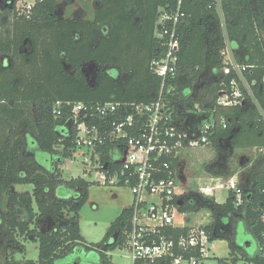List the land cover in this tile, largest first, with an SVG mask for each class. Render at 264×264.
I'll return each instance as SVG.
<instances>
[{
	"label": "trees",
	"instance_id": "16d2710c",
	"mask_svg": "<svg viewBox=\"0 0 264 264\" xmlns=\"http://www.w3.org/2000/svg\"><path fill=\"white\" fill-rule=\"evenodd\" d=\"M98 1L100 7L94 19L79 21L52 18L57 0H43L21 16L15 7L6 3L7 0H0V14H12L7 31L0 24V57L11 58V65L3 68L0 64V112L4 113L1 121L4 125H18L6 138H0V199L5 197L10 204L5 216L7 239L15 241L18 234L40 243L38 262L12 260L6 264H113L109 253L124 248L130 230L132 213L129 208L110 225L100 242L88 243L83 237L80 212L89 199L90 183L81 177L63 179L59 166L70 158L75 132L66 121L71 109L62 107L61 117H56L53 108L57 102L90 105L151 102L161 87V79L153 73L151 64L162 55L166 41L156 37L157 20L162 9L176 10L178 0ZM209 5V0H184L182 5L185 18L177 30L181 47L178 81L172 85L177 102L174 117L183 123L191 114L189 109L196 104L212 107L214 96L221 88L229 89L233 77L222 81L224 85L222 82L206 83L203 86L208 97L206 104L205 99L181 95L180 79L200 83L205 71L212 70L219 76L223 66V32L216 10ZM221 5L235 58L241 64L255 66L253 75L247 78L249 82L256 81L253 89L264 111V0H221ZM105 25L109 30L102 37L100 31ZM23 45L30 46L33 51L29 59L21 54ZM91 63L97 67H113L120 77L116 79L100 73L95 84L90 86L82 78L80 68ZM169 88L167 84L165 90ZM37 103L41 105V116L31 126L34 137L29 138L34 158L27 161L22 152L24 140L18 135L19 122L27 123L22 107ZM17 111L19 114H15ZM219 114L231 122L225 131L210 137L209 145L222 148L231 132L238 129L232 141L234 149H264V123L256 107L252 104L225 107ZM57 146L63 147L62 152L56 150ZM27 162L33 164V170L26 180L20 177L18 168ZM255 162L254 172L246 184L240 183L244 191L242 205L236 204L234 193L230 192L224 204L200 200L195 205L180 208L182 213L210 209L214 222L203 229L211 243L217 240L214 235L217 218L225 216L235 217L256 237L259 250L255 255L229 243L231 262L219 259L218 264H236L240 260L246 264H264V157L260 155ZM20 184H32L33 193L13 192L12 187ZM20 210L27 212L32 221L19 216ZM63 217L65 222H61ZM30 223L34 224L33 230L29 229ZM43 223L51 227L42 231ZM169 232L179 238L189 231L188 228H173ZM115 236L117 241L111 244ZM14 252H19V248ZM193 255L199 256V251Z\"/></svg>",
	"mask_w": 264,
	"mask_h": 264
},
{
	"label": "built area",
	"instance_id": "2783aa9c",
	"mask_svg": "<svg viewBox=\"0 0 264 264\" xmlns=\"http://www.w3.org/2000/svg\"><path fill=\"white\" fill-rule=\"evenodd\" d=\"M183 1L178 0L176 10L162 9L157 20L156 37L166 41L162 55L151 64L153 73L161 79L160 90L151 102L98 105L57 102L53 108L56 117H61L62 107L71 109L66 121L70 122L75 139L69 157L79 155L82 158L85 177L93 175L96 184L127 187L131 191L132 214L124 248L133 264H200L208 258L211 242L203 227L178 224L180 220H186L179 206V201L187 196L180 175L182 151L207 146L211 136L228 128L231 120L219 114L225 107L252 104L264 123V111L253 89L257 83L249 82L247 78V75H253L255 66L241 64L235 58L221 0H209V7L218 14L225 42L218 82L233 75L229 89L221 88L217 92L212 107L196 104L189 109L200 120L193 124L198 126V137L188 134L185 123L174 117L177 102L172 84L178 81L181 47L177 30L185 18ZM40 2L43 0H17L16 6L25 15ZM167 84L170 88L165 90ZM60 148L62 152L63 147ZM259 153L264 157V149ZM83 179L87 181V178ZM221 180L218 179L220 183L216 188L229 189L234 193L236 204L242 205L244 191L239 177L233 176L222 183ZM173 228H188L189 232L176 238L169 232ZM197 250L199 256L193 255Z\"/></svg>",
	"mask_w": 264,
	"mask_h": 264
},
{
	"label": "rangeland",
	"instance_id": "374dc122",
	"mask_svg": "<svg viewBox=\"0 0 264 264\" xmlns=\"http://www.w3.org/2000/svg\"><path fill=\"white\" fill-rule=\"evenodd\" d=\"M95 5L96 0H57L55 19L82 18L88 20L93 16ZM9 10L11 12L14 11L12 8ZM15 11L18 14L22 13V11H18L17 7L15 8ZM1 15L2 14H0V16ZM11 15L5 13L0 17V24L5 31H7L12 22ZM65 68L66 70H70L68 67ZM96 68H99V70L103 69V67L89 66L88 70L95 72L94 70ZM87 79L90 80V78ZM187 82V79H180V83L182 84L180 87L183 88L188 84ZM204 82H206V78L204 79ZM205 84L203 83L202 86ZM194 95L196 100H203L205 95L204 87L203 89L201 87V90L197 89ZM22 108L26 111L27 124H29L28 128L31 129V126L33 127L40 119L41 105L39 103L30 104ZM1 110L2 109L0 108V111ZM19 112L20 111H17L15 114H19ZM2 115H4V113L2 114L0 112V138L4 136L6 138L9 135L10 130H12L17 123L4 125L1 121L3 120ZM19 125L21 126L20 123ZM26 129L27 128H24L23 125L22 134L28 132ZM224 148L227 150L225 174L211 173L209 167L217 163L220 156L225 152ZM56 150L61 152L60 146H57ZM259 157L260 153L258 150L234 149V147L230 146L227 141L222 144V148L220 149L212 145L187 148L182 151V162L180 165V175L183 176L185 186L183 187V191L185 192V189L187 188L190 191L197 192L199 189L202 190V188H204L202 193L206 195L207 199L218 204H224L229 197L230 191L225 188H216L220 183L218 182V179L222 178V183L234 175H239L240 182L246 184L247 179L251 173L254 172L253 169L256 166L255 160ZM82 161V158L77 155L74 158L66 159L59 167L65 179L71 180L81 177L87 178V181L90 183L89 199L80 212V227L82 235L88 243H98L105 237L110 225L121 215L123 210L130 209L132 204V194L127 187L102 186L95 183V177L93 175L85 177V170ZM206 189H210L207 194ZM14 190L20 193H33L34 186L32 184H20L16 185ZM194 194L196 195V193ZM204 201H206V199ZM9 205L7 198L3 197L0 199V215L3 216L4 221ZM182 215L186 220H180V222H178L180 225L186 224L187 226L199 228L211 225L214 222L212 213L208 208H202L199 212L182 213ZM65 220V217H63L61 222H65ZM55 221L58 224L60 223L59 220ZM52 222L54 223L53 220ZM52 222H50V224H52ZM239 243L243 244V248L247 250L249 255H255L259 250L257 243L247 240L245 225L243 223H241L239 227ZM18 248L19 252H17L15 256L16 260H21L23 262L24 260L32 262L39 261V241L31 239L30 237L22 238L20 239L19 245L14 247L16 250H18ZM209 249L208 258L203 260L200 264H218L219 259H228L229 263L231 262L230 247L227 240L217 239L209 244ZM7 253L8 257H10L9 254H12V251L8 252L4 246L1 247L0 243V264L4 263V257ZM109 255L112 258L113 264H133L126 248L116 249L109 253ZM236 264L246 263L245 261L240 260Z\"/></svg>",
	"mask_w": 264,
	"mask_h": 264
},
{
	"label": "flooded vegetation",
	"instance_id": "af4514ba",
	"mask_svg": "<svg viewBox=\"0 0 264 264\" xmlns=\"http://www.w3.org/2000/svg\"><path fill=\"white\" fill-rule=\"evenodd\" d=\"M6 3L7 4L10 3V1L8 0ZM11 7H15V8L17 7L15 2L11 3ZM99 7H100V2L98 0H96V5H95V10H94L93 16H92V18H90L88 20H93L94 19L95 14H96V12H97ZM19 15H24V14L21 13ZM52 18L55 19V13L52 16ZM75 19L79 20V21L86 20V19H82V18H75ZM108 30H109L108 26H106V25L103 26L102 30L100 31V36L104 37V35H106L108 33ZM21 49H22L21 50V54L23 56H25V58L29 59V56H31V54L33 53L31 47L27 46V45H23L21 47ZM0 64H1V67H3V68L7 67L8 65H11V58L9 56H7V55L1 56L0 57ZM89 66L97 67L94 63H91V64L81 65L80 69H81V73L83 74L82 78L90 86H93L95 84V82L98 79L100 73H105L106 75H110L112 77H115L116 79H117V77L118 78L120 77L118 70L113 68V67L107 66V67H103V69H101V70H99V68H96L94 70L95 72H91V71L88 70ZM91 77H92V79H91ZM87 78H90V80H88ZM204 84H205V82H204ZM186 85H188V84H186ZM193 88L194 89L188 87L186 89H183L181 91V95L182 96H186V95L193 96L195 94V91H197V89H199L198 87H193ZM202 88H203V86H202ZM19 123L21 124V126L19 125L18 135H19L20 138H22L24 140V147L22 148V150H23L22 152H23L24 156H26L25 159L27 161H30V160H32L34 158V153L30 149L29 138L33 139L34 134L28 128L29 127L28 124L24 123L23 120H21ZM23 125H24V128L25 127L27 128L26 131H28L27 133H23L24 135L22 134ZM193 127L198 128L197 125H193ZM224 151H225L224 154L220 156V158L218 159L217 163H215V164H213L212 166L209 167L211 173L213 172L215 174L216 173L225 174V172H226L227 150H225V148H224ZM32 165H33L32 163L30 164V163L27 162V164L24 163V164H21L19 166L18 173H19L21 178L27 180L31 176L32 170H33L32 169V167H33ZM14 187H12V191L13 192H17V191L14 190ZM18 193H20V192H18ZM44 195H45V197L49 196L47 192H45ZM200 200H204V198H201L198 195L196 196L194 194H189L183 199V202H184V206L185 205H195L198 202H200ZM19 216H24L25 218H29V220L32 221V219L29 217V214L27 212L22 211V210H20V215ZM217 222H218V220H217ZM219 223H220L221 226L227 225L225 227V230L223 231V233H225L229 237V239H230L229 243H233V244H235L238 247H243V244L239 243V227H240L239 220H237L233 216H225V217L219 219ZM46 227H47V224L43 223V224H41L40 229L42 231H44V228H46ZM50 227H51V225H49L47 228H50ZM29 229L33 230L34 229V224L30 223ZM245 232H246V235H247V240H250V242L257 243L256 237H254L251 234L250 229L246 225H245ZM7 234H8V228H7L6 220L4 221L3 216L0 215V243H1V247L4 246V248L6 250H8V252L12 251V254H9L10 257H8V253L6 254V256L4 257V263L3 264H6V261H12V260L21 261V260H16L15 259V256H16L17 253L14 252L16 250V249H14V247L16 245H18L16 243V241L20 242V239H22L23 237H20L17 234L15 241L11 240V239L8 240L7 239Z\"/></svg>",
	"mask_w": 264,
	"mask_h": 264
},
{
	"label": "water",
	"instance_id": "95a60500",
	"mask_svg": "<svg viewBox=\"0 0 264 264\" xmlns=\"http://www.w3.org/2000/svg\"><path fill=\"white\" fill-rule=\"evenodd\" d=\"M8 1V0H7ZM11 1H10V3H8L10 6H11ZM200 122V120L199 119H197L196 118V116H194L192 113L189 115V117H188V119L186 120V122H185V124H184V126H185V131L188 133V134H190V135H193V136H196V137H198L199 135H200V132H199V129L198 128H195V127H193V124L194 123H199ZM238 132V130H233L232 132H231V135H230V137L228 138V139H226V141L230 144V146H232L231 144H232V141H233V139H234V137H235V134ZM231 149H233V148H231ZM179 206L180 207H183L184 206V202H183V200H180L179 201ZM219 219H221V218H217V220H218V222L216 221V225H215V228H214V235H215V237L217 238V239H225V240H227L228 242H230V239H229V237L225 234V233H223V231L225 230V227L227 226V225H224V226H221L220 225V223H219ZM223 233V234H222ZM113 241L111 242V244H114L116 241H117V237L115 236L114 237V239H112ZM110 244V245H111ZM247 246H249V245H247Z\"/></svg>",
	"mask_w": 264,
	"mask_h": 264
},
{
	"label": "crops",
	"instance_id": "0c3cea01",
	"mask_svg": "<svg viewBox=\"0 0 264 264\" xmlns=\"http://www.w3.org/2000/svg\"><path fill=\"white\" fill-rule=\"evenodd\" d=\"M218 73H213L212 72V70H208V71H205L204 72V74H203V76H202V78H206V82L205 83H207V84H212V83H214V82H218ZM204 79H203V83H204ZM202 81L200 82V83H189L188 82V85H185L183 88L182 87H180V85H182L181 83H180V81H179V88H180V90L182 91L183 89H186V88H192V89H194L193 87H198L200 90H201V87H202ZM203 89V88H202ZM188 97H194L195 98V95H193V96H188ZM208 97H206L205 95H204V98H203V100L204 99H207ZM200 100H202V99H200ZM205 101V100H204ZM203 101V102H204ZM205 103V102H204ZM234 130H236V129H234ZM238 130V129H237ZM256 150V149H255ZM180 162H182V155H181V159H180ZM180 165H181V163H180ZM234 176H238L239 177V175H234ZM181 178H182V183H183V187H185L184 186V180H183V176H181ZM63 179L64 180H67V179H65L64 177H63ZM239 181H240V178H239ZM241 183V182H240ZM242 187V186H241ZM203 189L204 188H202V190H198L197 192H195V191H190L189 189H185V193L187 194V195H189V194H194V193H196V195H200L199 197H201V198H204V200L206 199V201H211V200H209V199H207L206 198V195H204V193H202V191H203ZM243 189V188H242ZM206 194L210 191V189H206ZM195 195V194H194Z\"/></svg>",
	"mask_w": 264,
	"mask_h": 264
}]
</instances>
